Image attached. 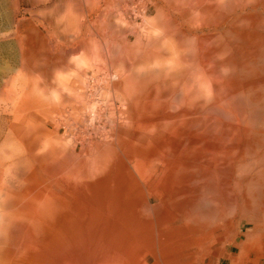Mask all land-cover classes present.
<instances>
[{"label":"rangeland","instance_id":"1","mask_svg":"<svg viewBox=\"0 0 264 264\" xmlns=\"http://www.w3.org/2000/svg\"><path fill=\"white\" fill-rule=\"evenodd\" d=\"M231 258L264 264V0H0V264Z\"/></svg>","mask_w":264,"mask_h":264},{"label":"crops","instance_id":"2","mask_svg":"<svg viewBox=\"0 0 264 264\" xmlns=\"http://www.w3.org/2000/svg\"><path fill=\"white\" fill-rule=\"evenodd\" d=\"M238 259H234V258H231V264H236V261H237Z\"/></svg>","mask_w":264,"mask_h":264},{"label":"bare ground","instance_id":"3","mask_svg":"<svg viewBox=\"0 0 264 264\" xmlns=\"http://www.w3.org/2000/svg\"><path fill=\"white\" fill-rule=\"evenodd\" d=\"M80 6H81V5H80ZM112 15H113V14H112ZM115 15H116V14H115ZM104 18H105V17H104ZM107 19H108V17H107ZM107 19H106V20H107ZM104 23H105V22H104ZM111 26H112V24H111ZM111 29H112V28H111ZM111 29H110V30H111ZM124 38H125V37H124ZM121 43H122V42H121ZM126 60H127V59H126ZM197 84H198V83H197ZM197 84H196V85H197ZM194 85H195V84H194ZM197 86H198V85H197ZM191 88H192V87H191ZM189 91H190V90H189ZM192 93H193V92H192ZM196 95H197V94H196ZM195 97H196V96H195ZM197 98H198V97H197ZM195 100H196V99H195ZM182 101H184V100H182ZM193 101H194V100H193Z\"/></svg>","mask_w":264,"mask_h":264}]
</instances>
